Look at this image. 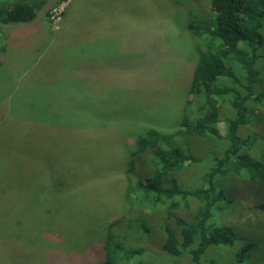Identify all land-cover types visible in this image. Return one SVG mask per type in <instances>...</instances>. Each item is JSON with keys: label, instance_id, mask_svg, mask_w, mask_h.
Wrapping results in <instances>:
<instances>
[{"label": "rangeland", "instance_id": "obj_1", "mask_svg": "<svg viewBox=\"0 0 264 264\" xmlns=\"http://www.w3.org/2000/svg\"><path fill=\"white\" fill-rule=\"evenodd\" d=\"M111 2L48 0L19 34L2 28L11 45L0 59V264H100L97 245L127 211L130 162L158 177L149 155H131L134 125L169 120L188 91L197 60L189 20L210 30L211 1ZM100 8L94 24L86 13ZM260 54L255 91L264 92V46ZM255 113L263 129L264 105ZM215 154L203 150L201 167ZM238 182L216 185L236 207L264 205V182ZM246 215L255 229L243 225L235 251L247 246V263L264 264V211ZM228 256L210 249L204 259Z\"/></svg>", "mask_w": 264, "mask_h": 264}, {"label": "trees", "instance_id": "obj_2", "mask_svg": "<svg viewBox=\"0 0 264 264\" xmlns=\"http://www.w3.org/2000/svg\"><path fill=\"white\" fill-rule=\"evenodd\" d=\"M111 1L99 0L106 6ZM210 1L214 15L210 30H202L195 17L189 20L197 60L188 91L169 120L134 125L138 129L131 155H149L158 177L143 178L137 162H130L127 211L112 216L97 245L100 256L95 260L100 264H250L249 248L235 251V244L245 234L244 224L255 229L246 212L262 214L264 205L255 202L258 208L253 209L241 201L236 207L216 182H238L242 176L240 184L264 182V128H257L255 113L264 105V92L255 91L264 46V0ZM47 3L0 0V59L11 45L2 28L19 34L22 27L33 25ZM74 7L68 4L70 10ZM102 11L86 14L89 18L96 14L92 18L96 24L106 14ZM228 98L230 109H225ZM207 149L216 154L203 168L202 151ZM210 249L229 256L206 260Z\"/></svg>", "mask_w": 264, "mask_h": 264}]
</instances>
